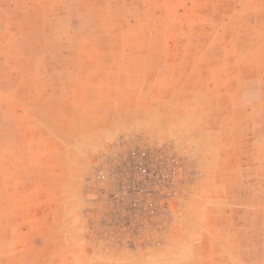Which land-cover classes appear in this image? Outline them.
Listing matches in <instances>:
<instances>
[{"label":"rangeland","instance_id":"374dc122","mask_svg":"<svg viewBox=\"0 0 264 264\" xmlns=\"http://www.w3.org/2000/svg\"><path fill=\"white\" fill-rule=\"evenodd\" d=\"M0 264H264V0H0Z\"/></svg>","mask_w":264,"mask_h":264}]
</instances>
